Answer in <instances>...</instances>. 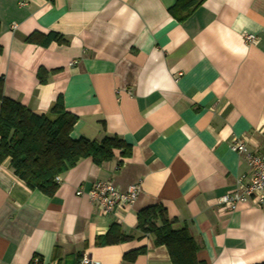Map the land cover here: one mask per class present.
<instances>
[{"label":"crops","instance_id":"obj_1","mask_svg":"<svg viewBox=\"0 0 264 264\" xmlns=\"http://www.w3.org/2000/svg\"><path fill=\"white\" fill-rule=\"evenodd\" d=\"M176 1L0 0L3 96L51 121L61 96L77 117L70 138L116 137L131 150L100 166L81 159L51 197L2 161L0 264H79L85 255L171 264L165 247L136 228L150 206L187 229L201 264L264 262V203L227 212L217 204L248 172L232 140L264 154V0H204L180 23L168 12ZM50 32L65 43L26 42ZM108 181L120 192L137 186L135 203L102 215L86 194ZM113 225L132 239L104 243ZM132 252L134 260L124 258Z\"/></svg>","mask_w":264,"mask_h":264},{"label":"trees","instance_id":"obj_2","mask_svg":"<svg viewBox=\"0 0 264 264\" xmlns=\"http://www.w3.org/2000/svg\"><path fill=\"white\" fill-rule=\"evenodd\" d=\"M203 2L177 0L168 12L180 23ZM26 42L45 47L50 42L61 45L65 39L53 32L48 35L34 33ZM42 74L43 71L38 70L40 82H45ZM2 92L3 80L0 78V163L8 158L10 170L31 190L51 197L58 186L54 178L75 167L81 159H90L100 166L112 159L115 151H121L122 156L131 153L130 147L116 137L101 141L70 138L77 117L65 111L61 96L50 110V114L56 116L51 121L47 116L33 113L26 106L4 97ZM136 215V228L151 238L155 246L165 247L171 264H201L196 259L198 246L195 240L185 227H175L176 220L168 218L164 207L150 206ZM131 239L120 235L119 229L113 225L104 243L111 245ZM136 256L137 253L132 252L125 254L124 258L132 261ZM38 264H41L40 258Z\"/></svg>","mask_w":264,"mask_h":264},{"label":"built area","instance_id":"obj_3","mask_svg":"<svg viewBox=\"0 0 264 264\" xmlns=\"http://www.w3.org/2000/svg\"><path fill=\"white\" fill-rule=\"evenodd\" d=\"M14 28V27H13ZM244 41L256 42L254 36L246 34ZM236 155L243 158L247 173L241 174L235 180L234 188L217 198V204L222 211H234L240 204H249L259 207L264 203V154L254 153L247 149L244 139L234 138L230 144ZM55 182L61 179L56 176ZM140 189L137 186L128 188L124 192L117 190L109 181L96 182L86 194L88 199L102 215L128 209L135 203ZM77 196H83V191H76ZM32 264H38V257H33ZM79 264H100L90 256H82Z\"/></svg>","mask_w":264,"mask_h":264},{"label":"clouds","instance_id":"obj_4","mask_svg":"<svg viewBox=\"0 0 264 264\" xmlns=\"http://www.w3.org/2000/svg\"><path fill=\"white\" fill-rule=\"evenodd\" d=\"M237 24L240 29H244L245 27H247V21L243 17L238 20Z\"/></svg>","mask_w":264,"mask_h":264}]
</instances>
